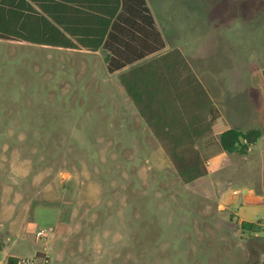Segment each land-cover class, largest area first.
I'll use <instances>...</instances> for the list:
<instances>
[{"label": "rangeland", "instance_id": "rangeland-1", "mask_svg": "<svg viewBox=\"0 0 264 264\" xmlns=\"http://www.w3.org/2000/svg\"><path fill=\"white\" fill-rule=\"evenodd\" d=\"M148 3L223 118L198 150L188 140L179 149L213 172L186 185L167 154L172 142L100 81L101 65L88 81L51 51L0 41V264L45 251L50 264L263 261L264 0ZM229 128L262 135L246 154L226 152L221 169L212 156ZM227 187L238 197L221 211ZM246 190L261 200L246 202Z\"/></svg>", "mask_w": 264, "mask_h": 264}, {"label": "crops", "instance_id": "crops-1", "mask_svg": "<svg viewBox=\"0 0 264 264\" xmlns=\"http://www.w3.org/2000/svg\"><path fill=\"white\" fill-rule=\"evenodd\" d=\"M146 2L155 19L156 26L161 32L165 42V49L115 73L108 71L107 60L114 54L105 45L107 36L112 30V25L121 13L122 0H0V27L10 26L18 29L25 24L26 20H31V17L28 19V13L22 11L32 9L44 14L41 10L46 9L47 14L59 23V25L54 23L61 29V33H54V35H57L55 41L62 43L63 46L39 45L19 40L0 39V41L8 42L10 49L14 52L23 50V47H38L42 51H51V58L59 57L62 62L64 61L67 64V67L74 70L77 69L78 73L84 75L90 74L88 81L98 74L97 66L101 65V73L105 74L100 78V81L103 84H112V89L122 90L127 99L137 109L142 121L147 124L150 132L156 137L155 133L157 132L163 139H168V133L177 136L184 130L191 132L194 128L193 124L199 129L201 117L199 105L200 103L203 104V107L206 105L207 108L203 114V130L205 132L196 143H191L198 150L199 142L210 136L209 134H214L217 125H222L220 121L223 118L219 119V116L217 117L214 113L215 101L209 90L202 83L207 97H203L202 101H200V97L194 96L193 87L196 86L190 74H187L188 72L183 67L184 60L189 67L191 66L186 52L176 46V44H168L167 38L160 29L148 0ZM175 50H178L182 56H169V53ZM191 71L194 73L192 68ZM195 76L197 75L195 74ZM126 88L136 93L138 104L142 106L148 121L150 120L152 125H149L147 119L141 116L139 109L136 107L137 105L126 92ZM210 101L213 108L210 106ZM194 116L197 118L196 120ZM205 126L208 127L206 128ZM186 139L183 144L178 146L179 149L186 145ZM204 146L209 147V144ZM223 151H218L212 156L217 158L221 169L226 167V160H228L227 153ZM211 158L207 163L212 167ZM212 172L213 169L208 171V174L210 175ZM222 192L231 196L229 203L221 202L219 206V210L224 211L227 205L231 206L236 203L238 195L228 187L224 188ZM251 192L255 195L253 191ZM255 199L261 200L257 196L250 200H245L248 203H256L254 202ZM239 221L241 224L246 223L245 220L240 218ZM247 224L250 229H253L251 224ZM10 257L14 256L9 255L8 259ZM7 260L5 259L1 264H7Z\"/></svg>", "mask_w": 264, "mask_h": 264}, {"label": "trees", "instance_id": "trees-1", "mask_svg": "<svg viewBox=\"0 0 264 264\" xmlns=\"http://www.w3.org/2000/svg\"><path fill=\"white\" fill-rule=\"evenodd\" d=\"M41 11L49 16L46 9ZM22 12L28 13V19L31 17V20H26L25 24L21 25L18 29L10 26L0 27L1 40H19L39 45L63 46L62 43L55 41L57 35H54V33H61V29L54 24L56 23L59 25L56 19L50 16L46 17L44 14L32 9H29L28 11L24 10ZM32 18H34V20H32ZM61 28L63 27L61 26ZM105 47L114 54L107 60V67L110 73L122 70L129 65L147 59L149 56L165 49V42L161 32L156 26L155 19L147 6L146 0H122L121 13L112 25V30L107 36ZM174 55L182 56L178 50L169 53V56ZM183 67L184 70L190 74V77L196 86L193 87L194 96L197 95L200 97V101H202L203 97H207L205 89L198 78L193 75L194 73L191 71V68L187 65L185 60L183 61ZM171 68L173 67L171 66ZM126 92L137 105L136 107L139 109L141 116L147 119L144 109L138 104L136 93L129 88H126ZM210 106L213 108L211 101ZM199 107L201 113L199 129L193 124L194 128L191 132L184 130L177 136L168 133V139L160 137L158 132L155 133L157 138L172 142L174 147L167 150V154L176 166L178 175L186 185L208 176V171L204 168L202 158L199 154H197L194 162L188 163L185 157L180 155L178 151V146L185 142V138H187L186 141L188 140L196 143L199 137L205 132L203 130V114L207 106L205 105L203 107V104L200 103ZM194 119L196 120L197 118L194 116ZM148 123L149 125H152L150 120ZM205 127L207 128L208 126ZM261 135L262 133L260 130H249L244 132L236 128L228 129L220 135L221 148L225 152L231 154L237 152L246 154L251 147L256 144ZM179 163L184 164V166L178 165ZM248 226L247 223L242 224V228L246 229ZM7 264H17V258L10 257Z\"/></svg>", "mask_w": 264, "mask_h": 264}, {"label": "built area", "instance_id": "built-area-1", "mask_svg": "<svg viewBox=\"0 0 264 264\" xmlns=\"http://www.w3.org/2000/svg\"><path fill=\"white\" fill-rule=\"evenodd\" d=\"M46 237H47V233L44 230L38 231L37 239L43 240ZM40 254H42L41 257H38V255H36V257L34 259L17 258V264H50L49 254L46 251L44 253H40ZM261 264H264V259L261 262Z\"/></svg>", "mask_w": 264, "mask_h": 264}, {"label": "water", "instance_id": "water-1", "mask_svg": "<svg viewBox=\"0 0 264 264\" xmlns=\"http://www.w3.org/2000/svg\"><path fill=\"white\" fill-rule=\"evenodd\" d=\"M255 198L256 196L249 190L245 191V199L250 200L251 198Z\"/></svg>", "mask_w": 264, "mask_h": 264}]
</instances>
